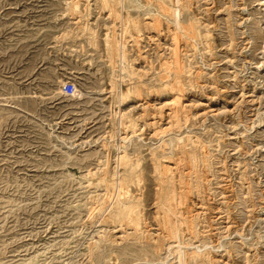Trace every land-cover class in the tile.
<instances>
[{
    "label": "rangeland",
    "instance_id": "rangeland-1",
    "mask_svg": "<svg viewBox=\"0 0 264 264\" xmlns=\"http://www.w3.org/2000/svg\"><path fill=\"white\" fill-rule=\"evenodd\" d=\"M178 248L264 264V0H0V264Z\"/></svg>",
    "mask_w": 264,
    "mask_h": 264
},
{
    "label": "bare ground",
    "instance_id": "bare-ground-1",
    "mask_svg": "<svg viewBox=\"0 0 264 264\" xmlns=\"http://www.w3.org/2000/svg\"><path fill=\"white\" fill-rule=\"evenodd\" d=\"M106 1V0H105ZM115 3V2H114ZM158 6V5H157ZM165 10V9H164ZM169 10V9H168ZM72 11V10H71ZM167 11V10H166ZM177 14H178V11L176 10V9H174V11H173V15L175 16V17H177ZM117 18V17H116ZM155 18V17H154ZM156 20V19H155ZM123 22V21H122ZM121 22V23H122ZM160 24V23H159ZM156 25V24H155ZM159 26V25H158ZM157 26V27H158ZM191 27H192V25H191ZM122 30V29H121ZM187 30V29H186ZM191 30H192V28H191ZM123 31V30H122ZM112 33H114V31L112 32ZM176 34V36H177V33H175ZM186 34V33H185ZM192 34V33H191ZM115 34H113V36H114ZM190 35V34H189ZM194 36V35H193ZM113 38V37H112ZM114 38H115V36H114ZM174 38V37H173ZM111 42L112 41H110V44H111ZM114 45V48H115V50H116V46H115V44H113ZM112 49V48H111ZM123 52H124V50H123ZM117 53V52H116ZM115 53V54H116ZM124 54V53H123ZM117 55V54H116ZM114 56V55H113ZM113 58V57H112ZM110 62H111V60H110ZM166 64V63H165ZM176 66V65H175ZM178 66V65H177ZM176 66V68L178 69V67ZM168 67H169V65H168ZM177 87V86H176ZM177 89V88H176ZM178 91V90H177ZM178 98V97H177ZM176 98V99H177ZM178 100V99H177ZM176 101V100H175ZM177 115V114H176ZM178 119V118H177ZM179 122V121H178ZM125 138V137H124ZM123 159V158H122ZM183 162V161H182ZM180 164V163H179ZM162 165V164H161ZM167 166V165H166ZM168 167V166H167ZM161 173V172H160ZM182 182V181H181ZM121 186V185H120ZM159 188H160V186H159ZM112 189V188H111ZM172 189V188H171ZM108 192V191H107ZM105 196H106V193H105ZM120 196V194H119V191H118V194H117V198ZM172 197V196H171ZM181 199V198H180ZM180 201V200H179ZM105 203V202H104ZM128 208V207H127ZM125 212V211H124ZM126 213H129L130 215H126V216H131V213H132V210L131 209H128L127 210V212ZM125 217V216H124ZM133 217V216H132ZM123 222V221H122ZM130 222H128V224H129ZM132 224H133V226H134V229L135 230H137V228H138V226H139V223H138V220H137V218H136V220H135V218L132 220V222H131ZM124 224V223H123ZM126 224H127V222H126ZM131 224V225H132ZM132 227V226H131ZM133 228V227H132ZM164 228V227H163ZM169 229V228H168ZM172 230V229H171ZM170 234H172V232L170 231V233H169V235ZM178 234V233H177ZM173 235V234H172ZM179 235V234H178ZM182 250V249H181ZM181 250H180V248H178L177 249V260H178V264H182V262H183V254H182V252H181ZM199 250V249H198ZM185 254V253H184ZM198 254V253H197ZM197 256V255H196ZM175 257V256H174Z\"/></svg>",
    "mask_w": 264,
    "mask_h": 264
},
{
    "label": "built area",
    "instance_id": "built-area-1",
    "mask_svg": "<svg viewBox=\"0 0 264 264\" xmlns=\"http://www.w3.org/2000/svg\"><path fill=\"white\" fill-rule=\"evenodd\" d=\"M74 90V84L71 83V82H67L65 85H64V93L69 95V94H72Z\"/></svg>",
    "mask_w": 264,
    "mask_h": 264
}]
</instances>
